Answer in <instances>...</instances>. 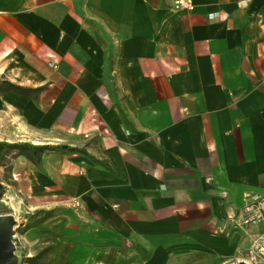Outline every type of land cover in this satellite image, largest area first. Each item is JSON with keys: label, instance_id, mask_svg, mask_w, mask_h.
<instances>
[{"label": "crops", "instance_id": "obj_1", "mask_svg": "<svg viewBox=\"0 0 264 264\" xmlns=\"http://www.w3.org/2000/svg\"><path fill=\"white\" fill-rule=\"evenodd\" d=\"M193 1L0 0L18 264H248L264 244L242 222L264 195V0Z\"/></svg>", "mask_w": 264, "mask_h": 264}, {"label": "built area", "instance_id": "obj_2", "mask_svg": "<svg viewBox=\"0 0 264 264\" xmlns=\"http://www.w3.org/2000/svg\"><path fill=\"white\" fill-rule=\"evenodd\" d=\"M175 8H184L192 10L194 8L193 0H175ZM264 195L259 192L245 193L243 206V224L253 225L263 222ZM80 205V203H76ZM248 264H264V244L254 243L253 249L249 252Z\"/></svg>", "mask_w": 264, "mask_h": 264}, {"label": "water", "instance_id": "obj_3", "mask_svg": "<svg viewBox=\"0 0 264 264\" xmlns=\"http://www.w3.org/2000/svg\"><path fill=\"white\" fill-rule=\"evenodd\" d=\"M17 220L12 214L0 215V264H18L16 245L13 239ZM236 264H246L238 262Z\"/></svg>", "mask_w": 264, "mask_h": 264}, {"label": "trees", "instance_id": "obj_4", "mask_svg": "<svg viewBox=\"0 0 264 264\" xmlns=\"http://www.w3.org/2000/svg\"><path fill=\"white\" fill-rule=\"evenodd\" d=\"M15 146L19 147L27 156L31 159H39V152H41L45 146L44 145H34L32 143H17Z\"/></svg>", "mask_w": 264, "mask_h": 264}]
</instances>
